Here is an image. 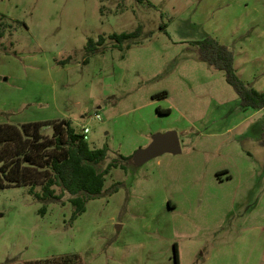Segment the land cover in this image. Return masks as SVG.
<instances>
[{"label":"rangeland","instance_id":"rangeland-1","mask_svg":"<svg viewBox=\"0 0 264 264\" xmlns=\"http://www.w3.org/2000/svg\"><path fill=\"white\" fill-rule=\"evenodd\" d=\"M0 18V124L69 120L111 159L169 130L182 150L111 169L103 187L121 182L117 192L75 220L67 196L41 215L26 187L0 190V264H175L174 247L178 264H264L263 113L242 112L193 48L206 36L226 45L242 82L264 91V0H0ZM138 26L128 51H86Z\"/></svg>","mask_w":264,"mask_h":264},{"label":"trees","instance_id":"trees-1","mask_svg":"<svg viewBox=\"0 0 264 264\" xmlns=\"http://www.w3.org/2000/svg\"><path fill=\"white\" fill-rule=\"evenodd\" d=\"M144 3L146 0H136ZM149 6L150 3L146 2ZM103 8H100L102 12ZM2 19V18H0ZM141 26L133 32L100 36L96 42L89 39L86 51L94 53L99 48L105 51H128L141 43ZM4 27L0 24V39ZM196 59L209 67L222 71L226 83L238 98V107L263 113L264 93L244 84L236 74L233 52L226 45L206 36L193 45ZM102 51V52H103ZM154 100L166 98L161 92L152 96ZM160 115L170 114V109L156 108ZM50 127L52 134L44 135L42 129ZM259 142L264 146V118L260 125ZM82 130H76L69 120L30 122L21 125L0 124V190L10 187H26L28 195L44 205L39 214L46 212V204L57 202L64 205L63 197L72 206L71 220L84 213L89 201L117 192L121 182L104 190L105 179L111 169L124 168L132 164L131 156L117 155L110 158L108 147L90 148ZM124 162V163H122ZM174 247V262L178 264ZM2 264H84L78 254H66L47 259L18 262L7 259Z\"/></svg>","mask_w":264,"mask_h":264},{"label":"water","instance_id":"water-1","mask_svg":"<svg viewBox=\"0 0 264 264\" xmlns=\"http://www.w3.org/2000/svg\"><path fill=\"white\" fill-rule=\"evenodd\" d=\"M181 146L178 134L173 130L164 133H155L151 136L149 144L145 148L137 149L131 156V162L135 166H142L153 158L163 154H181Z\"/></svg>","mask_w":264,"mask_h":264},{"label":"built area","instance_id":"built-area-1","mask_svg":"<svg viewBox=\"0 0 264 264\" xmlns=\"http://www.w3.org/2000/svg\"><path fill=\"white\" fill-rule=\"evenodd\" d=\"M96 118H100L98 115H96ZM82 133L85 135V140L87 139V133H88V129L87 128H83L82 129Z\"/></svg>","mask_w":264,"mask_h":264},{"label":"crops","instance_id":"crops-1","mask_svg":"<svg viewBox=\"0 0 264 264\" xmlns=\"http://www.w3.org/2000/svg\"><path fill=\"white\" fill-rule=\"evenodd\" d=\"M234 66L236 67V65H235V61H234ZM236 69V68H235ZM237 71V70H236ZM254 89H256V90H258V91H260V92H263L264 93V91H262V90H259L258 88H256V87H254Z\"/></svg>","mask_w":264,"mask_h":264}]
</instances>
